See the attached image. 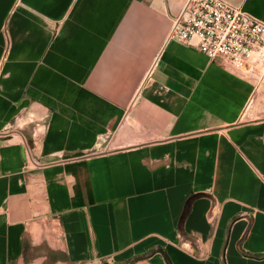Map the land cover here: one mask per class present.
I'll list each match as a JSON object with an SVG mask.
<instances>
[{"label": "crops", "instance_id": "obj_1", "mask_svg": "<svg viewBox=\"0 0 264 264\" xmlns=\"http://www.w3.org/2000/svg\"><path fill=\"white\" fill-rule=\"evenodd\" d=\"M186 2L0 0V264H264L256 85Z\"/></svg>", "mask_w": 264, "mask_h": 264}, {"label": "built area", "instance_id": "obj_2", "mask_svg": "<svg viewBox=\"0 0 264 264\" xmlns=\"http://www.w3.org/2000/svg\"><path fill=\"white\" fill-rule=\"evenodd\" d=\"M168 41L199 50L237 71L250 73L264 60V22L225 0H187L172 19ZM27 165L38 166L25 145Z\"/></svg>", "mask_w": 264, "mask_h": 264}, {"label": "rangeland", "instance_id": "obj_3", "mask_svg": "<svg viewBox=\"0 0 264 264\" xmlns=\"http://www.w3.org/2000/svg\"><path fill=\"white\" fill-rule=\"evenodd\" d=\"M256 85L253 102L249 112L256 113L258 116L264 115V60H258L253 64V71L249 73Z\"/></svg>", "mask_w": 264, "mask_h": 264}]
</instances>
